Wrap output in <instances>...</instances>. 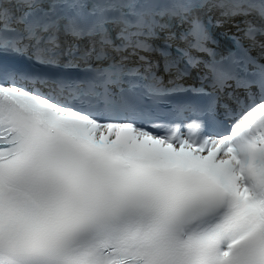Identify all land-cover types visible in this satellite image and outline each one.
Instances as JSON below:
<instances>
[{
  "label": "snow or ice",
  "instance_id": "snow-or-ice-1",
  "mask_svg": "<svg viewBox=\"0 0 264 264\" xmlns=\"http://www.w3.org/2000/svg\"><path fill=\"white\" fill-rule=\"evenodd\" d=\"M65 56L90 75L14 64ZM0 264H264V0H0Z\"/></svg>",
  "mask_w": 264,
  "mask_h": 264
}]
</instances>
